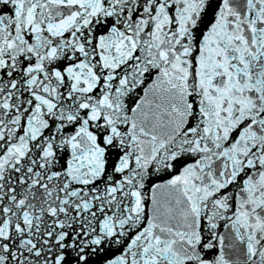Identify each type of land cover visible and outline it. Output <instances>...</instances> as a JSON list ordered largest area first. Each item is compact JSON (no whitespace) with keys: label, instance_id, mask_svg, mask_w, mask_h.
Segmentation results:
<instances>
[{"label":"snow or ice","instance_id":"snow-or-ice-1","mask_svg":"<svg viewBox=\"0 0 264 264\" xmlns=\"http://www.w3.org/2000/svg\"><path fill=\"white\" fill-rule=\"evenodd\" d=\"M0 264H264V0H0Z\"/></svg>","mask_w":264,"mask_h":264}]
</instances>
